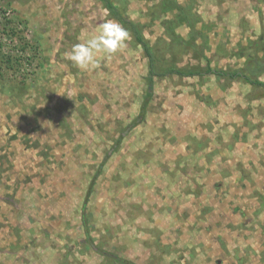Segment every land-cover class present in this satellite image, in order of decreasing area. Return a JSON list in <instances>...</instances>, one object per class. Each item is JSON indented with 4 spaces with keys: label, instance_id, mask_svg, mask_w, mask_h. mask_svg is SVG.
Listing matches in <instances>:
<instances>
[{
    "label": "rangeland",
    "instance_id": "374dc122",
    "mask_svg": "<svg viewBox=\"0 0 264 264\" xmlns=\"http://www.w3.org/2000/svg\"><path fill=\"white\" fill-rule=\"evenodd\" d=\"M119 2L165 66H205L162 0ZM178 2L212 68L264 81V0ZM106 20L98 0H0V264H264V86L155 77L132 125L131 35L94 70L65 55Z\"/></svg>",
    "mask_w": 264,
    "mask_h": 264
},
{
    "label": "trees",
    "instance_id": "16d2710c",
    "mask_svg": "<svg viewBox=\"0 0 264 264\" xmlns=\"http://www.w3.org/2000/svg\"><path fill=\"white\" fill-rule=\"evenodd\" d=\"M98 1L107 11L108 17H110L112 20L117 21L128 31L129 35H131V37L133 38L134 43L139 45V47L142 49V52L147 60V70L144 76V81L146 83L144 97L140 105L139 114L132 123V125L137 124L141 120V118L145 115L146 106L153 92L155 77H164L171 74H176L180 77H193V76L203 77L211 74L219 77H226L228 79L240 78L244 80L246 83L264 86V81H261L256 78H251L250 76H248V73L250 72L251 69V68L249 69V65L248 67L247 65H245L241 67V69L234 68L230 70L212 68L207 58V55L204 54L207 44L206 43L207 41L205 39L207 37L206 36L207 33L206 34L203 33L204 31L202 30V27L197 28L195 26L196 25L195 22L199 18L192 12L193 10L190 4L189 5L181 4L180 2H178V0H162V2H160V4H162V10L166 12H172V11L174 12V16H173L174 21L171 22L166 20V23H169V27L171 28V30L174 29L176 25L185 23L184 28H186L187 33L194 38L195 42H201L200 50H199L200 56L204 58V60L206 61L205 66L202 68H182V67L173 66L172 64L165 66L164 60L161 59V55H158L157 52L154 50L153 46L151 45L150 41L144 38L141 26L127 16L124 6L120 4L119 0H98ZM166 30L169 29L166 28ZM25 47L26 45L23 44L22 48ZM5 61L7 63H10V65H12L9 59H6ZM256 62L257 61H255L254 63ZM257 65L259 64L257 63ZM253 72H257V71L253 70ZM106 257L113 259V261L114 260L121 261L124 264H134L131 261L124 260L121 257L120 258L114 257L111 254H109Z\"/></svg>",
    "mask_w": 264,
    "mask_h": 264
},
{
    "label": "clouds",
    "instance_id": "9594fccd",
    "mask_svg": "<svg viewBox=\"0 0 264 264\" xmlns=\"http://www.w3.org/2000/svg\"><path fill=\"white\" fill-rule=\"evenodd\" d=\"M129 38L128 31L115 20H106L90 35L74 44L66 53L67 59L81 70L98 68L101 60L121 50ZM59 51L54 50L53 55Z\"/></svg>",
    "mask_w": 264,
    "mask_h": 264
}]
</instances>
